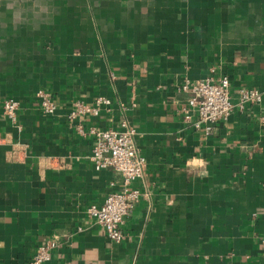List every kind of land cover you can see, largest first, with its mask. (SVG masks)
I'll return each instance as SVG.
<instances>
[{
  "label": "crops",
  "instance_id": "crops-1",
  "mask_svg": "<svg viewBox=\"0 0 264 264\" xmlns=\"http://www.w3.org/2000/svg\"><path fill=\"white\" fill-rule=\"evenodd\" d=\"M222 74L234 100L264 95V0H0V264H28L51 238L42 264H264V97L211 134L181 111L186 80ZM99 95L109 108L81 121L126 119L148 160L119 242L88 207L123 178L95 168L94 137L68 117Z\"/></svg>",
  "mask_w": 264,
  "mask_h": 264
},
{
  "label": "built area",
  "instance_id": "built-area-1",
  "mask_svg": "<svg viewBox=\"0 0 264 264\" xmlns=\"http://www.w3.org/2000/svg\"><path fill=\"white\" fill-rule=\"evenodd\" d=\"M230 85V78L226 74L218 77L208 76L199 81L186 80L181 88L190 95L181 110L184 119L191 122L195 128L211 134L236 107L244 109L248 104L263 101V92L248 86L241 87L234 100ZM36 98L45 113L52 114L57 111L58 103L50 90H38ZM111 103V99L103 95L97 96L92 102L75 100L68 117L80 120L77 125L80 133L94 137L90 158L95 168H112L123 178L120 188L112 190L101 203H92L88 207L90 217L105 230L112 241L119 242L125 237L121 225L141 196V190L134 182L144 176L148 160L136 144V127L126 119L121 121L120 127L110 128H98L96 125L86 127L81 121L82 116L100 115ZM121 105L124 107V104ZM19 106V100L14 97L3 100V112L12 121L17 119ZM195 112L197 117L193 119ZM58 246L57 239H47L38 246L28 264H42L50 260L53 250Z\"/></svg>",
  "mask_w": 264,
  "mask_h": 264
}]
</instances>
